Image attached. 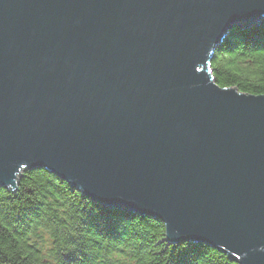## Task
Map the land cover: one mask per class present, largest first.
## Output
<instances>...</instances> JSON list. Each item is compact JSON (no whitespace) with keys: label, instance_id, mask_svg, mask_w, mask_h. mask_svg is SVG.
Returning a JSON list of instances; mask_svg holds the SVG:
<instances>
[{"label":"water","instance_id":"1","mask_svg":"<svg viewBox=\"0 0 264 264\" xmlns=\"http://www.w3.org/2000/svg\"><path fill=\"white\" fill-rule=\"evenodd\" d=\"M264 0H0V189L44 170L168 245L264 264V96L212 70Z\"/></svg>","mask_w":264,"mask_h":264},{"label":"trees","instance_id":"2","mask_svg":"<svg viewBox=\"0 0 264 264\" xmlns=\"http://www.w3.org/2000/svg\"><path fill=\"white\" fill-rule=\"evenodd\" d=\"M223 89L264 96V25L233 30L212 62ZM0 264H234L202 245H168L159 221L104 209L47 171L0 189Z\"/></svg>","mask_w":264,"mask_h":264}]
</instances>
